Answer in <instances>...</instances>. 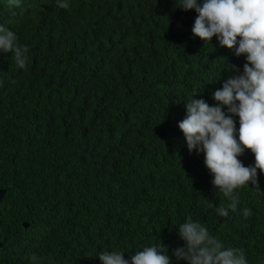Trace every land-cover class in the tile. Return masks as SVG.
Masks as SVG:
<instances>
[{
	"label": "trees",
	"instance_id": "trees-1",
	"mask_svg": "<svg viewBox=\"0 0 264 264\" xmlns=\"http://www.w3.org/2000/svg\"><path fill=\"white\" fill-rule=\"evenodd\" d=\"M60 2L0 0V26L29 49L23 69L0 52V264H102L103 251L131 262L147 246L188 264L174 254L188 217L264 264V173L219 216L230 201L178 126L193 94L217 105L246 55L194 36L181 0ZM238 159L255 164L249 149Z\"/></svg>",
	"mask_w": 264,
	"mask_h": 264
},
{
	"label": "clouds",
	"instance_id": "clouds-1",
	"mask_svg": "<svg viewBox=\"0 0 264 264\" xmlns=\"http://www.w3.org/2000/svg\"><path fill=\"white\" fill-rule=\"evenodd\" d=\"M8 2L10 8L20 6V0ZM59 7L67 9L69 5L64 0ZM179 7L198 14L192 27L194 36L205 43H211L215 36L221 47L234 49L237 57L246 55L247 59L243 74L229 78L213 93L217 105L193 99L197 95L193 94L178 125L189 152L204 154L205 166L214 177L212 184L230 201L227 208H217L219 216L227 217L229 210H237L235 190L249 182L258 186L257 170L264 173V0H181ZM16 41L13 31L0 26V52L12 53L16 65L23 69L29 49ZM233 116L239 117L238 140ZM245 149L254 154V166L245 167L238 159ZM242 211L246 218L251 215L250 209ZM179 236L186 243L175 250L177 260L188 264H247L242 250L225 247L191 217L179 225ZM161 252L157 246H147L137 251L131 262L119 251H103L98 258L102 264H170L168 255ZM32 261L35 264L38 258L33 255Z\"/></svg>",
	"mask_w": 264,
	"mask_h": 264
},
{
	"label": "water",
	"instance_id": "water-1",
	"mask_svg": "<svg viewBox=\"0 0 264 264\" xmlns=\"http://www.w3.org/2000/svg\"><path fill=\"white\" fill-rule=\"evenodd\" d=\"M4 193H5L4 190H0V202H1V200L3 199ZM27 226H28V224L23 223V227H24V228H26Z\"/></svg>",
	"mask_w": 264,
	"mask_h": 264
},
{
	"label": "flooded vegetation",
	"instance_id": "flooded-vegetation-1",
	"mask_svg": "<svg viewBox=\"0 0 264 264\" xmlns=\"http://www.w3.org/2000/svg\"><path fill=\"white\" fill-rule=\"evenodd\" d=\"M0 247H1V242H0Z\"/></svg>",
	"mask_w": 264,
	"mask_h": 264
}]
</instances>
